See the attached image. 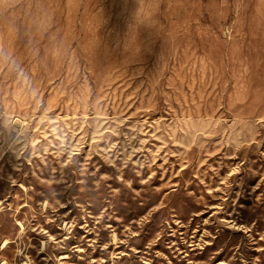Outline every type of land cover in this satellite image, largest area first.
Listing matches in <instances>:
<instances>
[{
	"label": "rangeland",
	"instance_id": "374dc122",
	"mask_svg": "<svg viewBox=\"0 0 264 264\" xmlns=\"http://www.w3.org/2000/svg\"><path fill=\"white\" fill-rule=\"evenodd\" d=\"M0 264H264V0H0Z\"/></svg>",
	"mask_w": 264,
	"mask_h": 264
}]
</instances>
